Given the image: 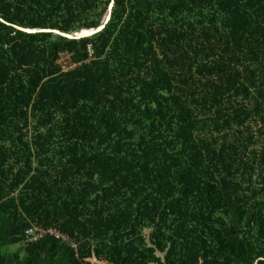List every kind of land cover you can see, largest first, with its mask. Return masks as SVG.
I'll use <instances>...</instances> for the list:
<instances>
[{"label":"trees","instance_id":"1","mask_svg":"<svg viewBox=\"0 0 264 264\" xmlns=\"http://www.w3.org/2000/svg\"><path fill=\"white\" fill-rule=\"evenodd\" d=\"M0 264H264V0H0Z\"/></svg>","mask_w":264,"mask_h":264},{"label":"water","instance_id":"2","mask_svg":"<svg viewBox=\"0 0 264 264\" xmlns=\"http://www.w3.org/2000/svg\"><path fill=\"white\" fill-rule=\"evenodd\" d=\"M112 3L110 4V6L108 7L100 25L97 28H93V29H88V30H83L80 33H74V34H64V33H60L58 31L55 30H42V29H24V28H20V27H16V29L26 32V33H40V32H51L57 35H60L62 37H66L68 39H80V38H85V37H90L100 31H102L105 27V25L107 24V22L109 21L110 18V14H111V9H112Z\"/></svg>","mask_w":264,"mask_h":264},{"label":"built area","instance_id":"3","mask_svg":"<svg viewBox=\"0 0 264 264\" xmlns=\"http://www.w3.org/2000/svg\"><path fill=\"white\" fill-rule=\"evenodd\" d=\"M90 55L92 54V51H91V48L88 49ZM63 61L66 62V65L64 67V70L67 69V70H70V69H73L75 67V64H70L69 63V56L68 55H64L62 57ZM66 71V70H65Z\"/></svg>","mask_w":264,"mask_h":264},{"label":"rangeland","instance_id":"4","mask_svg":"<svg viewBox=\"0 0 264 264\" xmlns=\"http://www.w3.org/2000/svg\"><path fill=\"white\" fill-rule=\"evenodd\" d=\"M62 61H63V59H62ZM65 70L68 71L67 69H65ZM10 250L13 251L14 250V247H10Z\"/></svg>","mask_w":264,"mask_h":264}]
</instances>
